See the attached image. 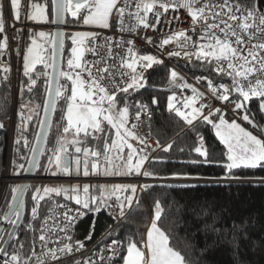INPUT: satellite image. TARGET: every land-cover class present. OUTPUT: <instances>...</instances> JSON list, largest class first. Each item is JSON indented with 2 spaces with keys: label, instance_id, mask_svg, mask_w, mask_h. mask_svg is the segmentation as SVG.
Masks as SVG:
<instances>
[{
  "label": "snow or ice",
  "instance_id": "1",
  "mask_svg": "<svg viewBox=\"0 0 264 264\" xmlns=\"http://www.w3.org/2000/svg\"><path fill=\"white\" fill-rule=\"evenodd\" d=\"M5 4H0V33L5 32L3 20V9ZM10 14L15 21H19L22 12V0H8ZM27 19L32 21H48L47 5L28 2ZM177 12L183 9L191 24L189 29H181L165 36L156 45L164 49L166 45L175 44L180 51H169V57H183L191 62L192 57L200 62L202 67L206 66L217 76L231 79V84L223 83L216 85L213 80L207 81L208 91L215 99L229 102L234 105V112L243 110L240 118L256 125L248 115L250 109L246 102L255 98L259 101V108L264 112V0H52L51 14L52 23H65V14H70L78 23L101 30L118 29L119 32L135 33L138 28L156 29L157 24L171 21L165 15L169 10ZM155 18L156 23H149V14ZM134 23H125V16ZM172 19L179 20V16ZM41 41L32 39L31 45L23 55V74L29 78L28 90L36 85L40 76L46 77L45 112L49 109L55 110L57 102L65 101V108L62 110L61 119L66 121L63 126V135L59 137L56 147L51 151L45 171H51V175L63 174L70 176L79 175L82 171L84 177H131V176H153V173L145 168L149 161V155L145 154L149 147L146 139L137 131V125L130 123L129 105L127 96L130 92H137L145 87V73L154 66L163 64V61L152 54H139L131 39L126 41L128 45L126 54L119 56L114 53L113 48H123L125 41L113 42L111 37H104V43H98L101 36L96 31L75 32L71 37L73 47L70 49V58L67 60V70L61 68L56 59L58 50L64 48V33L58 32L51 36L44 32L36 34ZM195 37V39L193 38ZM147 42L153 44L152 37H147ZM51 42V55L49 56L45 43ZM191 47L193 50L189 51ZM8 48V37L0 39V56ZM102 51L105 54H101ZM86 53H91L98 59L88 61ZM115 59V63L109 64V59ZM42 64L45 71L36 72V65ZM99 65H103L100 67ZM4 73L9 72L6 66H0ZM51 69V72L47 71ZM114 70V71H113ZM36 73L37 79L33 78ZM119 75L121 80L116 83L115 76ZM105 76L112 79V88L109 89L103 83ZM7 76L4 79L7 80ZM183 79L177 71L172 70L168 83L170 87L190 89L191 96L183 98L175 93L168 96V111L174 112L177 117L188 126L193 127L194 121L202 120L205 124L211 125L219 142L224 145V161H214L211 152L205 146V138L198 131L196 133L197 143L191 149L202 159L187 161L189 164H218L228 173L234 169H255L264 168V139L258 138L247 131L235 119L229 122L224 115L220 114L221 109L212 110L203 102L204 93L189 83H180ZM204 77H197V81ZM67 83H61V81ZM123 85V86H121ZM70 86V87H69ZM70 91V95L67 94ZM117 93L124 94L123 106ZM236 94L237 99L230 100ZM242 98V99H239ZM199 102V106L197 103ZM156 104L157 100L152 99ZM26 107V105L21 106ZM136 119L139 120L141 112L147 111V105L137 102ZM208 108L207 114L205 109ZM218 115V121L213 119ZM25 118L21 115V120ZM31 120L32 117H27ZM44 122H41L43 128ZM50 126V123H49ZM3 124H0V128ZM19 127V126H18ZM264 132V128L260 129ZM114 132V135H113ZM40 133H37V141L40 140ZM47 136V133H44ZM69 136L71 139H69ZM89 138L98 143L103 140L102 151L99 147L89 148L85 145ZM135 142V144L133 143ZM19 143V140L17 141ZM25 147L28 141L24 140ZM68 145L74 147L75 154L68 151ZM143 145V147H140ZM157 148L168 152L173 145H161L159 141ZM31 157H21L27 160L28 168L23 164L18 165L19 169L25 172L40 166L38 152L33 145ZM41 152L43 149L40 150ZM155 151V149H153ZM183 151V149H180ZM83 154V159L80 155ZM95 158V159H90ZM15 161L13 164L15 165ZM30 185L17 184L11 187L12 198L8 203V209L0 216V220L16 225L21 220L22 210L25 206L24 193L29 190ZM146 189L150 185H143ZM99 189V195L92 194ZM137 192V185L134 183H112V184H83L82 192L80 186L71 185L66 187L58 186H37L32 193L33 207L31 208V219L26 224L27 229L39 231L38 240L47 252L36 256L35 264H46L44 257H49L56 264H61L60 255H70L85 247L84 242L75 241L64 243V240L72 241L69 235L77 218L84 215V211L99 212L102 207L120 209V215H124L126 205H131ZM63 195L66 201H73L79 207L69 208L67 204H60L52 200V194ZM131 193V194H129ZM46 198L51 202L48 214L42 220L39 219L41 201ZM113 198L114 203H109ZM63 209L62 212L59 210ZM156 212L150 227L147 229L146 239L137 242L131 237L122 244L118 239H113L108 250L111 253L107 259L111 262L112 257L120 255L122 264H187L185 258L169 244V238L157 226L160 218V205L157 202ZM14 217V218H13ZM62 217V220H61ZM49 220L52 224L49 225ZM32 221H39V229H36ZM0 229V233H3ZM58 233H64L59 237V247L48 248V244ZM11 236L12 233L8 232ZM0 235V239H2ZM92 234L85 237L91 240ZM7 243V241H4ZM15 247V244L13 245ZM25 247L23 242L19 248L11 254L7 249L0 247L6 259L2 264H31L32 257H25L21 250ZM103 261L105 258L100 257ZM75 264H81L75 261ZM83 264H94L91 258L83 261Z\"/></svg>",
  "mask_w": 264,
  "mask_h": 264
},
{
  "label": "trees",
  "instance_id": "2",
  "mask_svg": "<svg viewBox=\"0 0 264 264\" xmlns=\"http://www.w3.org/2000/svg\"><path fill=\"white\" fill-rule=\"evenodd\" d=\"M26 1L28 5L29 0H22V5ZM30 2L47 5L48 21L46 22L52 20L51 0H30ZM257 3L259 4L260 0H257ZM65 21H68L70 25L78 23L70 14H66ZM4 33H0V39L4 38ZM65 34L67 36L68 33ZM20 35L24 36L22 43L24 47L28 38H32L33 33L26 31L20 32ZM66 36L64 37L65 45L61 67L63 69L66 68L67 60L71 55L68 50L70 41ZM182 67L193 76L202 75L213 80L221 78L206 66L202 67L200 62ZM43 68L42 64L36 65V72H43ZM5 75L8 77L7 80L4 79ZM145 76V87L137 92H130L127 96L129 108L132 113H136L137 102L147 105V114L141 118L143 131L155 136L161 145L169 143L173 145L168 152L159 148L153 153L148 147L145 154L149 155V161L146 162L145 168L152 172L153 176L175 178L181 182L147 184L151 187L144 189V195H139L136 198L124 219L110 231L109 237L119 239L122 244H125L129 237L137 242L144 239L146 228L151 225L158 202L160 218L157 221V226L165 232L169 238L170 246L180 252L187 264H264V168L234 169L228 173L215 163L211 165L187 163L189 160L202 159L191 151L197 143V131L204 136L205 146L209 148L214 161L225 160L226 148L219 142L211 125H207L201 120L194 124V129L193 127L185 129V124L179 117L167 112V95L163 88L169 78V67L166 64L154 66L153 69H149L145 73ZM15 78L19 93V110L25 118L23 121L17 122L16 133L21 136L30 135L37 128L36 119L44 101L46 86L43 84V76L37 79L34 72L33 78L37 79V83L32 91L28 90L29 78L24 76L21 71L20 54L15 57ZM0 79L1 124V120L9 112L10 69L8 73H4L0 68ZM61 83L67 82L62 80ZM117 96L120 98L122 106L124 94L118 93ZM153 98L157 100L156 104L152 103ZM246 104L250 109L248 115L256 127H253L252 124L249 125L264 138V132L260 131L264 128V112L260 111L259 101L253 98ZM22 105H26V107L22 108ZM64 108L65 101H58L36 174L49 173V171H45L44 165L47 164L48 157L52 154L50 150L56 147L57 140L63 135L65 121L61 119V116ZM29 116L32 117L31 120L27 119ZM212 118L218 121L219 117L217 115ZM133 143L135 144L134 141ZM6 145L7 133L3 128H0V176L4 169ZM83 146L99 147L102 151L103 140L98 143L89 138V141ZM68 151L75 154L72 145H68ZM77 155L83 159L82 153ZM13 161L16 162L15 165ZM21 162V154L14 150L11 155L10 172L12 173ZM12 186V183L6 186L5 195L0 204V216H3L8 207L12 196ZM30 186L26 194L23 220L10 247L13 248L14 244L17 246L23 242L25 247L21 252L25 257L31 256L36 235V231L25 227L31 219L32 193L36 188L34 184ZM98 192L99 189H96L94 195H98ZM46 199L41 201L39 217L46 204ZM128 207L129 205L125 206L124 212ZM93 213L88 212L83 217L80 225L81 235L87 231ZM95 213L94 235L103 232L113 223V219L106 214L105 207ZM1 222L2 220H0V224ZM32 223L37 228L38 221H32ZM8 227L0 240V245ZM121 262L119 255L113 264Z\"/></svg>",
  "mask_w": 264,
  "mask_h": 264
},
{
  "label": "built area",
  "instance_id": "3",
  "mask_svg": "<svg viewBox=\"0 0 264 264\" xmlns=\"http://www.w3.org/2000/svg\"><path fill=\"white\" fill-rule=\"evenodd\" d=\"M0 4H5V7L3 9V20H4V24H5V33L4 36L8 37V48L7 50L4 52V55L0 56V66H6L10 69L11 71V97H10V104H9V112L8 115L1 120V124H3V129L6 131L7 133V145H6V157H5V167H4V173L8 172V169H10V159H11V155L13 153L14 150H16L18 153L21 154V157H29L33 143H34V139H35V135H36V131L38 128V121L40 120L41 117V111H42V107L40 108V111L38 113V117L36 119V123H37V128L36 130H34V132L32 131V133L30 135H25V136H21L18 135L16 133V125L17 122L19 120H21V113H20V107H19V97H18V88H17V81H15V57L19 52V49L22 45V43L24 42V36L20 35V32H26V31H30L33 33V37H35L36 39H38V37L36 36L37 33H39V31H43L44 33L49 34L50 36L53 33L54 27L52 25V20L50 22H46V23H40L37 21H32L27 19V12H28V5H27V1L25 2L24 5H22V12H21V18L19 21H15L13 19V17L10 14L9 11V7H8V0H0ZM168 19L171 21L170 23L168 22H163L161 24H157L156 25V29H143V28H138L136 30L135 33H128V32H124L121 33L118 31V29L113 28L111 30L105 29V30H101L98 28H94L91 31H96L100 33V40H98V43H104V37H111L113 42L117 41V40H123L125 41L124 47L123 48H113L114 53H117L119 56H124L126 54L127 51V47L128 45L126 44V41L131 39L133 41V45L135 47V50H137L139 52V54H152L157 56L159 59H161L163 61L164 64H166L169 67V75L170 72L172 70H175L178 72V74L183 77V79L180 81V83H189L192 86L196 87L198 89V91H201L204 93V99L203 102L208 105L212 110H215L216 108H220L221 109V113L222 115L225 116L226 119L229 120V122H231L232 119H235L237 123H240L244 126H246L247 128H249L254 134H256L257 136L261 137V135L256 132L247 122L243 121L240 117L245 114L243 112V110H237V111H233L232 109L234 108L233 104H230L229 102H225V101H220L215 99V97H213L211 95V93L208 91L207 88V81L209 79H211L210 77L207 76H202V75H191L189 74L182 66H187L190 63H194V62H198L195 57L193 56L191 59V62H189L188 59L181 57H169L167 55V52L169 51H180L179 48L176 47L175 44H170V45H166L164 49H159L156 45L159 44L160 40L163 39L165 36L172 34V32L175 31H180L181 29H189L191 21L190 18L187 17L186 12L181 9L177 12H173L171 9L169 10V13L165 14ZM174 16H179L180 19L179 20H174L172 19ZM125 23L127 24H131L134 23V21L128 19L127 15L125 16ZM149 23L150 24H155V18L152 16V14H149ZM70 28L69 27H65L64 31H68ZM147 37H152L154 43L153 44H149L147 42ZM195 39V37H193ZM39 40V39H38ZM41 41V40H40ZM44 42V41H41ZM45 47L47 52L51 50V42L48 41L45 43ZM189 51H192L193 49L191 47L188 48ZM101 54H105L104 51H102ZM88 61H93L98 59V57L93 56L91 53H86V57H85ZM115 59H109L108 63L112 64L115 63ZM100 67H103V65H99ZM50 69H48L47 71H49ZM67 70V68H66ZM114 71V70H113ZM197 77H204L203 80H200L199 82L197 81ZM44 81L43 84L46 86V77H43ZM169 79V78H168ZM121 80V77L119 75L115 76V81L116 83H119ZM213 80V79H211ZM1 81V79H0ZM112 79L105 76V79L103 81V83L105 85L108 86L109 89L112 88ZM214 84L219 85L221 83L225 84V85H229L231 84V79L228 77H224V78H219L217 80H213ZM123 86V85H121ZM70 87V86H69ZM163 88L166 91V95H167V101H168V96L173 95L174 93L180 97H186V96H191L192 92L190 91V89H180V88H175V87H170L168 80L165 83V85L163 86ZM46 92V91H45ZM68 94L70 95V91L68 92ZM118 94V93H117ZM232 99H237L236 94H233L230 97V100ZM242 99V98H239ZM197 106H199V102L197 103ZM208 108L205 109V114H207ZM167 112L168 111V104H167ZM171 114H174V112H169ZM147 114L146 112H141V116L140 119L137 120L136 119V113H132L130 112V123L129 126H131V124H136L137 128L136 131L143 137L146 139V143L149 146V148L152 150V152H156L159 148L156 147L157 144V139L155 138V136H153L152 134H150L149 132H144L142 127H141V118L144 117ZM176 116V115H175ZM183 121V120H182ZM201 121V120H199ZM198 121H194V124L197 123ZM183 123L185 124V122L183 121ZM191 126H188L187 124H185V129L190 128ZM28 141V146L25 147L24 144V140ZM19 140V143H17V141ZM153 149H155V151H153ZM27 160L26 159H22L21 164L24 165V167L26 166ZM14 174V176L16 178L19 179L20 175L23 173V169H19L18 167L12 172ZM46 174V175H45ZM45 176L42 177H35L34 179H32V184L35 183H46V182H53L56 183L57 185H61L64 182H68L70 184H79V185H83V184H91V185H95V184H104L107 182L112 183H117L120 181H127V183H134L137 185V192L135 194V198L133 200V203L131 205H129L128 209L124 212V215L121 216L120 213V209L118 207L115 208H108L105 206V212L107 215H109V217H111L113 219V223L108 226L103 232L98 233L96 235H94V226H95V218H96V213L94 212L92 214V219L89 223L88 229L87 231L81 235L80 234V225L81 222L83 220V217H85V215L88 213L87 210H82L84 211V215L77 218L74 222V225L69 233V235H71L73 237L72 241H68V240H64V243H72L73 246L75 247V241L76 240H80L84 242L85 247L83 249H81L78 252H74L70 255H60L59 253L58 258L61 262V264H75V261H80L81 264H83V261L91 258V260L94 262V264H113L115 263L116 259L119 257V255H116L114 257H112L111 262H109V260L107 259L109 256H111L110 251L108 250V246L111 245V242L113 239L116 238H110L109 234L110 231L114 228L115 225H117L120 221H122L125 217V215L127 214V212L131 209V207L134 204V201L136 200V198L142 194L144 195V188H142L141 186L143 185H147L149 183H167V182H177L180 181L179 179H175V178H167V177H162V176H149V177H144V176H131V177H93V176H89V177H84L83 174L74 179H61V178H53L50 177L49 174L45 173ZM3 179L5 180L6 177H1L0 178V183H2L1 188H0V203H1V198H2V194L3 191L5 193L6 187L5 184L3 182ZM184 181H190V180H184ZM61 196H56L54 193L52 194V200L56 201L60 204H67V206L69 208H72L73 211V215H75V209L78 208L79 206L76 205L75 203L66 201L65 199H63ZM109 203H114V200L109 201ZM51 202L48 200V198L46 199V204L41 212V215L39 217L40 220H42L44 218L45 215L48 214V208L50 207ZM60 212L63 211V209L59 210ZM62 220V217H61ZM49 225L52 224V221L49 220ZM39 221H38V225L36 229H39ZM89 232H91L92 234V238L91 240H86L85 237L89 235ZM38 235H39V231H36V235H35V239H34V245H33V252L31 253V257H32V261L31 264H35V260H36V256L33 255V253L36 254H40L41 252H47V249L42 247L39 240H38ZM65 234L64 233H58L57 236L53 237L52 241L48 244V248H53V247H59L61 246L58 243V239L59 237H63ZM119 240V239H118ZM11 247V245H10ZM7 250L9 254H11L14 250H16L17 248H19V245L10 248ZM103 256L105 259L102 261L100 259V257ZM7 257H5L3 255V257L0 259V264H2L3 259H6ZM46 264H56L55 261H52L49 259V257H44Z\"/></svg>",
  "mask_w": 264,
  "mask_h": 264
},
{
  "label": "water",
  "instance_id": "4",
  "mask_svg": "<svg viewBox=\"0 0 264 264\" xmlns=\"http://www.w3.org/2000/svg\"><path fill=\"white\" fill-rule=\"evenodd\" d=\"M51 2H52V0H51ZM65 16H66V14H65ZM52 25L54 27V30H53L52 34L58 33V32H63L64 33V37H65L64 29H65V27H68V24L66 23V21L63 24L57 22V23H52ZM63 43H64V41H63ZM64 45H65V43H64ZM63 49L62 50H58L57 54H56L57 63H58V65L60 67H62ZM49 72H51V69L49 70ZM46 98H47V93L45 92V97H44V101H43V104H42L41 117H40V120H39V123H38V128H37L35 139H34V143H33V145H35V147L37 148V152H38V157L37 158H38L39 162H40V159H41V156H42V153H43V151L41 152L40 150L41 149L44 150L45 143H46V140H47V136H48V133H49V130H50L53 114H54V111L51 110V109H49L48 112H45V100H46ZM42 121L44 122L43 128L41 127V122ZM49 123H50V126H49ZM37 133L41 134L39 141H37ZM44 133H47L46 137L44 136ZM74 153H75V151H74ZM31 156H32V151L30 152L29 157H31ZM25 168H28V164L27 163H26ZM36 170H37V168L31 169V170H29L27 172H25L23 170V173L20 175L17 184L31 185L32 184V179L37 177ZM81 175H82V171H81V173L79 175L72 174L70 176H64L63 174H59L58 176H52V175H49V176L53 177V178H61V179H71V178L76 179V178L80 177ZM62 184L65 185L66 187H70L71 185H78V186H80V189H81V192H82V186L83 185H79V184H76V183L75 184H70L68 182H64ZM106 184H111V183L107 182ZM26 194H27V191L24 193V202H25V199H26ZM11 198H12V196H11ZM63 199H64V197H63ZM10 202H11V199H10L9 203ZM69 202L74 203L73 201H69ZM7 209H8V207H7ZM7 209H6V211H7ZM24 212H25V206H24V208L22 210L21 220L18 221L16 225H11V224L9 225V223L7 221L2 220V223L0 225V229L4 230L3 233L5 232L6 228L8 226L9 227H8V230L6 232L5 238H4L3 242L1 243L0 247H3L5 249H7V250L9 249V247H10L12 241H13V238L15 237V235L17 233V230L19 229V226H20V224H21V222L23 220ZM8 232H11L12 235L9 236ZM3 233H0V235H3ZM4 241H7V243H4ZM3 255H4L3 253H0V259L3 257Z\"/></svg>",
  "mask_w": 264,
  "mask_h": 264
},
{
  "label": "rangeland",
  "instance_id": "5",
  "mask_svg": "<svg viewBox=\"0 0 264 264\" xmlns=\"http://www.w3.org/2000/svg\"><path fill=\"white\" fill-rule=\"evenodd\" d=\"M9 11H10V9H9ZM29 11H31V9L29 10ZM41 22H43V21H40V23ZM66 23L68 24V27L70 28L68 31H66V33H68L67 34V36H66V34H65V36L67 37V39L70 41V45L68 46V50H69V53H70V49L73 47V45H72V42H71V37H72V35H73V33H75V32H85V31H91L92 29H94L93 27H90V26H84L83 24H82V20H81V22L80 23H74L73 25H70L69 23H68V21H66ZM70 25V26H69ZM39 32H43V31H39ZM3 37H4V35H3ZM35 37H33V38H31V37H29L28 38V40H27V43L25 44V46L23 47L22 45H21V47H20V49H19V52H18V54H20L21 55V71L23 72V55H24V53H25V51L27 50V48L31 45V41H32V39H34ZM36 39V38H35ZM39 39V40H38ZM38 39H37V41L38 42H41L40 41V38L38 37ZM48 53V55L50 56L51 55V50L50 51H48L47 52ZM71 54V53H70ZM66 68H67V66H66ZM66 68H65V70H66ZM43 71H45V69L43 68ZM15 81H16V78H15ZM18 88V87H17ZM19 94V93H18ZM122 106H123V102H122ZM130 112H132L131 110H130V108H129V113ZM65 124H66V121H65ZM240 124V123H239ZM241 126L242 127H244L247 131H249V132H251L253 135H255L249 128H247L246 126H244V125H242L241 124ZM130 127V126H129ZM258 138H261V139H264L262 136L261 137H259V136H257ZM69 139H71V137L69 136ZM11 160V159H10ZM4 167H5V163H4ZM51 171H55V168L53 167L50 171H49V173L47 172V174H49V175H51ZM45 174V173H44ZM44 174H37V176H39V177H42V176H44ZM59 174H57V175H55V176H58ZM53 176V175H52ZM1 177H6V179L4 180L3 179V182H4V184H5V187L7 186V184H9V183H12L13 184V186H15V185H17V183H18V178H16L15 176H14V174L13 173H11L10 172V169H8V172L7 173H4V169H3V174H2V176H0V178ZM117 183H127V181H120V182H117ZM104 184H106V183H104ZM1 185H2V183H0V188H1ZM34 185H36V187L37 186H58L56 183H53V182H46V183H42L41 182V184L40 183H35ZM93 194H96V193H94L93 192ZM98 195H99V192L97 193ZM129 194H131V193H129ZM4 191H3V194H2V198H1V202H2V200H3V197H4ZM140 195H142V194H140ZM143 196V195H142ZM135 202V201H134ZM1 204V203H0ZM126 216V215H125ZM2 223V222H1ZM1 225V224H0ZM4 234V233H3ZM3 236V235H2ZM1 240V239H0Z\"/></svg>",
  "mask_w": 264,
  "mask_h": 264
},
{
  "label": "crops",
  "instance_id": "6",
  "mask_svg": "<svg viewBox=\"0 0 264 264\" xmlns=\"http://www.w3.org/2000/svg\"><path fill=\"white\" fill-rule=\"evenodd\" d=\"M215 131V130H214ZM256 135V134H255ZM150 226H148V228H149ZM148 228H146V232H145V237H144V239H146V233H147V229ZM119 264H122V262L121 263H119Z\"/></svg>",
  "mask_w": 264,
  "mask_h": 264
}]
</instances>
